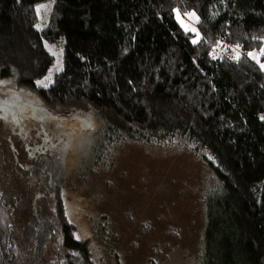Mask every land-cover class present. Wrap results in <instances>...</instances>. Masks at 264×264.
<instances>
[{"label": "trees", "instance_id": "1", "mask_svg": "<svg viewBox=\"0 0 264 264\" xmlns=\"http://www.w3.org/2000/svg\"><path fill=\"white\" fill-rule=\"evenodd\" d=\"M48 1L38 30L36 7ZM46 41L63 46V67L44 87ZM262 48L264 0H0V89L12 81L50 114L92 113L107 123L106 147L177 136L202 156L221 192L209 198L196 264H264V74L248 56ZM11 142L0 140V264H19L22 246L34 264H90L67 215L60 152L23 169ZM26 172L40 176L34 211L15 193Z\"/></svg>", "mask_w": 264, "mask_h": 264}, {"label": "rangeland", "instance_id": "2", "mask_svg": "<svg viewBox=\"0 0 264 264\" xmlns=\"http://www.w3.org/2000/svg\"><path fill=\"white\" fill-rule=\"evenodd\" d=\"M40 5L45 7L38 30L46 27L53 1ZM44 47L54 58L47 75L53 82L61 71L57 67H63V46L46 41ZM252 52L259 55L260 50ZM260 60L264 63L263 56ZM0 108L7 117L0 119V140L12 141L10 149L21 148L24 158L17 164L23 169L39 166L51 150L60 152L69 187L64 189L67 215L77 236L89 241L90 264L199 261L206 207L221 186L189 141L177 136L149 144L112 139L106 147L101 144L106 121L92 113L50 114L33 93L15 88L12 81L0 89ZM36 181L39 175L26 172L17 184L23 188L15 191L29 199L24 203L30 211L44 200ZM22 249L27 257L19 264H34L31 249Z\"/></svg>", "mask_w": 264, "mask_h": 264}, {"label": "snow or ice", "instance_id": "3", "mask_svg": "<svg viewBox=\"0 0 264 264\" xmlns=\"http://www.w3.org/2000/svg\"><path fill=\"white\" fill-rule=\"evenodd\" d=\"M44 7H45L44 5H40L36 9L37 15L40 14L41 9L44 8ZM173 11H174V13L176 15L177 22L184 29V31L186 33L192 32V33L195 34V38H193L191 42L193 44L199 43L201 37H200L197 29L195 27H191V26H189V25H187L185 23L184 17L181 16V13H180V10L179 9H173ZM184 16L188 20H191L193 22H197L198 23V17H196L195 13H185ZM221 47H222L221 42L217 41L216 47L213 49V58H216V56H215L216 50L219 49V48H221ZM238 49H239V45H237L236 48L233 49V52L235 53V55L231 57L232 59H237L238 60L240 58V54H239ZM248 56L251 59L255 60L256 63L259 65L260 69L262 71H264V63H262L261 60H260V56H264V48L260 49L259 55H257L256 53H253V52H249L248 53ZM59 70H62V68L57 67V71H59ZM45 79H46L47 83H45L44 81H40L39 84L42 85V86H44V87H47L48 84H50L52 82L51 75L49 77H46ZM2 112H3V109L0 108V113H2ZM6 118H7L6 116L0 114V119H6ZM260 119L261 120H264V116H261ZM76 238L79 239L80 237L77 236Z\"/></svg>", "mask_w": 264, "mask_h": 264}]
</instances>
